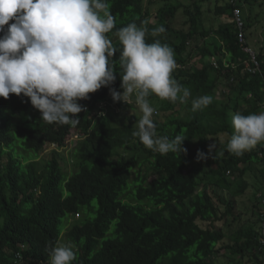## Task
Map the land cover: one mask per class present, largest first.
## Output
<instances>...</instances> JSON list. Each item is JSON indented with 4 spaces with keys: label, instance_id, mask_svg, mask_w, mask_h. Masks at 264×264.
Here are the masks:
<instances>
[{
    "label": "trees",
    "instance_id": "1",
    "mask_svg": "<svg viewBox=\"0 0 264 264\" xmlns=\"http://www.w3.org/2000/svg\"><path fill=\"white\" fill-rule=\"evenodd\" d=\"M146 1L107 0L115 18L107 36L116 49L109 58L116 80L109 87L122 91V45L116 31L133 22L141 26L147 21L144 26L149 33L163 26L165 33L147 35L146 43L159 39L173 49L181 67H176L172 77L189 88L191 96L186 104L155 95L149 96V102L164 116L157 121V135L183 136L186 152L160 154L144 146L132 135L139 120L136 115L116 125L114 107L127 111L134 105L113 102L109 87L78 101L86 111L78 114L76 127L42 120L22 94H10L7 100L0 97V264H47L51 247L61 244L64 237L75 252L72 264H218L224 252L230 257L223 264H264L258 228L263 218L260 198L252 210V219L257 218L253 224L248 219L231 233L218 226L240 220L234 198L249 190L246 175L252 166H261L264 179L260 158L264 142L237 156L227 151V140L223 155L213 152L205 161L196 159L198 151L208 154L212 139L233 134L232 113L263 111L264 39L261 52H256L250 45V17L241 9L242 1L249 4L251 0H214L210 13L228 19L209 30L203 24V5L208 0L188 4L163 0L156 10L146 6ZM149 1L154 7L160 4ZM237 8L242 12L247 45L260 64L254 75L245 72V65L254 63L239 40ZM181 11L187 21L178 28L176 18ZM198 38L205 45L190 48ZM198 57L203 66L191 71L189 64ZM212 57L216 65L204 64ZM204 95L212 96L213 102L193 111L192 100ZM105 103L104 108L101 104ZM183 104L187 108L180 114ZM73 130L80 133L71 150L75 170L65 171L60 153L40 163L48 145L66 149ZM68 216L73 219L65 221Z\"/></svg>",
    "mask_w": 264,
    "mask_h": 264
},
{
    "label": "clouds",
    "instance_id": "2",
    "mask_svg": "<svg viewBox=\"0 0 264 264\" xmlns=\"http://www.w3.org/2000/svg\"><path fill=\"white\" fill-rule=\"evenodd\" d=\"M147 23L138 26L133 22L115 33L122 45V91H117L109 87L116 80L109 59L116 49L107 36L115 27L107 0H0V97L7 100L10 94H22L41 113L42 120L76 127L78 114L86 111L78 101L109 87L113 102L127 103L135 98L141 117L133 137L160 154L186 152L183 136L170 139L156 132V109L149 96L185 103L191 91L172 77L176 67H181L173 49L159 39L146 43L147 35L157 37L166 29L158 26L149 33L144 26ZM214 59L208 60L216 65ZM212 102L210 95L197 97L191 102L192 110ZM262 108L259 114H232L234 132L227 143L228 152L240 156L264 142V102ZM49 146L57 149L55 144L45 149ZM216 148L213 143L207 155L198 151L197 161L207 160ZM75 259L70 244L58 243L51 247L47 264H72Z\"/></svg>",
    "mask_w": 264,
    "mask_h": 264
},
{
    "label": "rangeland",
    "instance_id": "3",
    "mask_svg": "<svg viewBox=\"0 0 264 264\" xmlns=\"http://www.w3.org/2000/svg\"><path fill=\"white\" fill-rule=\"evenodd\" d=\"M155 1L160 2V4H158L157 6L154 7V4L150 5L149 4L150 1L147 0L146 6H149L151 8L153 7V9L156 10L155 8H157L159 5L164 3L163 0H155ZM177 2L183 3V4L191 3L190 0H178ZM214 5H215L214 0H208V1L204 2V5H203V9L205 11V15L203 18V24H204V27L208 30L211 29L212 27L214 29L218 28L221 24L226 22V19H228L227 16L220 17V16L215 15L214 13H210L212 11V9L214 8ZM242 5H243V7L241 9L243 10V13L245 12L244 14H246L248 17H250V20H251V27L248 30L249 34H250V45L256 52H261V46L263 43L262 40L264 39V0H257V1L251 0V3H249V4L244 3V1H242ZM186 21H187V18L184 16L183 12L182 11L179 12V14L176 18V26L178 28L184 27ZM197 45H199L200 47H203L205 45L204 40L201 38H198V40L193 41L190 44V48H196ZM200 59L201 58L198 57L197 59H195L193 62H191L189 64V68L191 71H195V70H197L203 66V63L201 64ZM208 62H209V60H205L204 64H206ZM220 91L222 94L224 91V88L222 87V88H219V90H218V100L219 101L222 100L220 98L221 95L219 96ZM110 98H111V95H110ZM129 102L134 105V109H129L127 111H120L116 106L114 107V110L116 112L114 122L116 125H121L123 122H126L127 117H129L131 115H136L138 117V119H140L141 113L139 111L138 106L135 103V98L131 97ZM185 104L179 106L178 109H179L180 114H185V109L187 108L185 106ZM105 105H106V103L103 104V107ZM178 109L177 110H171L166 115H168L170 113H175V111H178ZM157 111H160V109L157 108L156 112L153 115V120H154V123L156 125H157V121L158 122L163 121V119H164V116L160 112H159V114H157ZM232 114H234V113H232ZM231 122H232V115H231ZM75 132L79 133L75 130L72 131L71 136L67 140L68 147L66 149L57 150L54 148V146H49L48 149H45V151L40 156V163L48 161L49 159H51L52 154L60 153L59 155H62L61 163L65 166V171L68 173H71L72 171H74L75 170V167H74L75 158L72 155L71 150H74V148L78 142V139L80 137L79 134L75 135ZM230 137L231 136H229L227 134H223L221 137H219V139H217V140L212 139L211 140V144L215 143L217 145L216 151L214 152V153H216V155H219V152L224 150L223 143H225L227 140H229ZM64 160H65V162H64ZM260 168H261L260 165L252 166L251 170L246 175V179L250 183L249 190L247 191V193L245 195L240 196L238 198H234L236 200V204H237L236 205L237 208L235 210V215L237 217H239L240 220L235 222L234 225L225 224L223 222L218 223V226L224 227L225 228L224 230L226 232L231 233V232L237 230V228L240 225L247 222L246 220L252 219V210L254 209V205L258 200L257 199V191L263 189L262 186H260V185L258 187V182L261 179ZM261 194H263V193L261 192ZM222 195L227 196L228 193L223 192ZM223 210H224V208H223ZM92 216H94V215L92 214ZM72 219H73L72 216H68L65 221H71ZM255 221H257L256 217L251 220V223L253 224ZM205 226H206V224H205ZM261 227H262V223L258 225V228H260V230H261ZM61 244H68L65 237L63 238V241ZM229 255H230V253L224 252L223 255L217 260V263L223 264L224 262H229V257H230ZM245 264H248L247 261Z\"/></svg>",
    "mask_w": 264,
    "mask_h": 264
},
{
    "label": "built area",
    "instance_id": "4",
    "mask_svg": "<svg viewBox=\"0 0 264 264\" xmlns=\"http://www.w3.org/2000/svg\"><path fill=\"white\" fill-rule=\"evenodd\" d=\"M241 10L240 8L235 9L234 11V18L237 22V25L240 29V33H239V40L240 43L242 44V48L245 52L249 53L251 55V61H253L254 65H250V64H246L245 65V72H249L251 75H254L256 73H258V71L260 70V64L258 63L257 60V54L255 51H253V49H251L248 45H247V38L245 33L243 32V22H242V17H241ZM215 60V59H214ZM260 157L263 161V165H264V147L263 150L260 154ZM259 198L261 199L260 202V209L262 212V227H261V243L264 245V194H260Z\"/></svg>",
    "mask_w": 264,
    "mask_h": 264
},
{
    "label": "crops",
    "instance_id": "5",
    "mask_svg": "<svg viewBox=\"0 0 264 264\" xmlns=\"http://www.w3.org/2000/svg\"><path fill=\"white\" fill-rule=\"evenodd\" d=\"M261 183H262V185L260 183H259V185H261L263 189L257 191V198L259 197V195L261 194V192L264 194V179L263 178L261 179Z\"/></svg>",
    "mask_w": 264,
    "mask_h": 264
}]
</instances>
